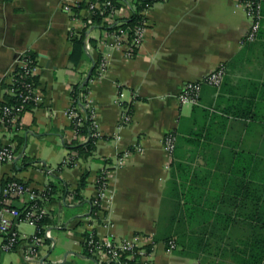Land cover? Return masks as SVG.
<instances>
[{
    "label": "crops",
    "instance_id": "1",
    "mask_svg": "<svg viewBox=\"0 0 264 264\" xmlns=\"http://www.w3.org/2000/svg\"><path fill=\"white\" fill-rule=\"evenodd\" d=\"M63 4L0 0V108L27 52L36 56L43 96L18 130L0 124V146L16 150L13 162L0 163V197L12 179L54 189L44 204L52 238L35 264H102L83 239L98 177L127 149L133 154L113 172L95 232L119 240L152 236L153 264H264V5L258 39L248 42L250 21L236 0H154L143 13L144 44L129 58L103 30L84 28L89 13L73 20ZM84 30L97 46L87 42L89 58L73 68L72 39ZM102 58L107 70L89 82L100 136L81 155L76 147L86 142L76 140L67 116L71 92ZM220 64L227 69L220 88L204 86L198 104L179 102L188 82ZM119 92L132 111V122L121 128ZM169 132L177 136L171 162L163 144ZM22 206L12 200V207ZM9 217L21 241L0 253V264H31L25 252L36 228Z\"/></svg>",
    "mask_w": 264,
    "mask_h": 264
},
{
    "label": "built area",
    "instance_id": "2",
    "mask_svg": "<svg viewBox=\"0 0 264 264\" xmlns=\"http://www.w3.org/2000/svg\"><path fill=\"white\" fill-rule=\"evenodd\" d=\"M134 2V0H119V6H117L111 1H105L101 4L96 0H64L63 9L73 20L80 19L83 12L89 13L90 19L84 23V28L88 29L92 26L93 16L99 11L101 14H106L104 20L107 23H113L117 18H128L124 12L127 9L132 15L129 5ZM236 2L238 6L243 8L250 21L245 41L253 42L258 39L262 27L264 0H236ZM147 9L141 14L143 15ZM122 24L119 21L117 23L119 27L114 31L103 30V36L105 39L111 40L115 48L123 51L127 57L132 58L144 44L147 21L146 19L142 20L132 33L129 30L123 29L121 27ZM74 36L75 34L72 35V37ZM108 65L109 62L106 58L100 59L97 74L99 76L103 74L107 70ZM37 71L38 62L36 58L30 56L29 52L20 56L9 82L12 88L7 91L9 96L17 99V103L11 104L6 101L0 108V124L6 130H18L21 117L28 107L42 104L43 96L39 91L37 83L34 81ZM226 72L225 64H220L218 68L199 80L188 82L178 96L179 102L181 104H198L204 86L220 88L225 79ZM123 96V93L119 92L116 100V103L122 109L119 128L132 122L131 106L122 100ZM81 98L83 99L86 111L76 106L74 100L71 99L67 116L76 140L80 139L87 143L90 138L97 139L100 133L98 131L96 114L89 100V93L81 94ZM88 120L91 122V134L84 138L80 132V128ZM163 144L169 157V162H171L177 144L176 133H167L164 136ZM138 150L140 151L141 149L138 148ZM132 154L133 151L129 149L122 152V154L118 155L113 168H105L97 180L98 189L92 201V212L89 217L92 223L88 225L90 229L83 239V246L89 256L102 264H153L152 257L155 242L152 236L138 234L129 240H119L113 236H102L93 230L95 219L104 210L103 202L107 197L114 170L122 168ZM15 158L16 150L13 145L0 146V163H10ZM70 162L71 160L67 161L66 164ZM14 199L23 201L22 211L11 207L12 200ZM47 201L46 189L37 190L15 179L6 182L3 195L0 197V235L4 237L3 242L0 244V253L14 250L21 241L19 235L13 230L15 223L9 217L11 215L13 218L25 220L36 228V234L28 240L25 258L31 264L40 261L42 248L52 238L51 231L43 224V221L48 216V211L42 203ZM175 248L176 243L169 241L168 250L173 251ZM124 254H127L126 260L122 259V255Z\"/></svg>",
    "mask_w": 264,
    "mask_h": 264
},
{
    "label": "trees",
    "instance_id": "3",
    "mask_svg": "<svg viewBox=\"0 0 264 264\" xmlns=\"http://www.w3.org/2000/svg\"><path fill=\"white\" fill-rule=\"evenodd\" d=\"M96 1L101 3V4L105 1H111L112 3L119 6V4H118L119 0H96ZM134 1L135 2L133 4L129 5V7L132 10L131 17H129V18H117L114 20L113 23H107L104 20L106 14H101V12L99 11L97 14H95L93 16V19H92L93 20L92 21L93 27H95L96 29H101V30L114 31V30L118 29L119 26L117 25V23L120 21L123 23L121 27L123 29L129 30L132 33L135 30V28L137 27V25L142 20L145 19V17L141 13L145 9L149 8L154 3V0H134ZM86 37H87V32H86V30H84V31L80 32L76 38L72 39L73 48H72V52L70 54V63H71L73 68H77L79 66V64L84 59L89 58L88 52L86 50V47L88 44L87 42H90L95 47L97 46V43L95 40H93V39L88 40ZM30 56H32L33 58L36 57L35 54H33V53H30ZM98 67H99V61H93V68L91 69V71H90L89 75L87 76V79L85 80V82L82 84L75 85L72 89L71 97L74 100L75 105L78 106L80 109L85 110V106H84L83 99L81 98V94H88L89 93V82L95 76ZM34 81L37 83L36 78H34ZM15 87H16V85H15ZM10 88H12V85H6L7 91ZM8 102L11 104H14V103H17V99L8 95ZM31 107H34V106L32 105V106H29L28 108H31ZM90 123L91 122L89 120L85 121L84 125L80 128V132H81L83 137L89 136L91 134ZM94 140L95 139L90 138L85 145H79L76 147L80 151L81 155H83V153H86L85 148L91 147V144L94 142ZM82 182H83V180H82ZM81 188H83V184H81L80 187L78 188V190L76 191L78 195H79V192L81 191ZM46 190H47V196H48V200H49L51 198L52 194L54 193L53 186L52 185L48 186ZM42 204H45V202ZM18 209L20 211H22L21 208H18ZM46 220L43 221V224L46 223ZM122 259L126 260L127 254L122 255Z\"/></svg>",
    "mask_w": 264,
    "mask_h": 264
},
{
    "label": "rangeland",
    "instance_id": "4",
    "mask_svg": "<svg viewBox=\"0 0 264 264\" xmlns=\"http://www.w3.org/2000/svg\"><path fill=\"white\" fill-rule=\"evenodd\" d=\"M26 230L27 232H32L33 227H31L30 225H26Z\"/></svg>",
    "mask_w": 264,
    "mask_h": 264
}]
</instances>
